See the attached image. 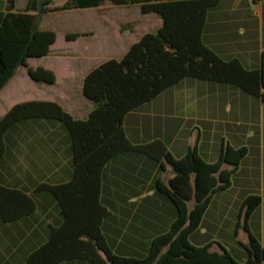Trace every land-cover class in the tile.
Listing matches in <instances>:
<instances>
[{"label": "trees", "instance_id": "1", "mask_svg": "<svg viewBox=\"0 0 264 264\" xmlns=\"http://www.w3.org/2000/svg\"><path fill=\"white\" fill-rule=\"evenodd\" d=\"M105 0H27L23 10L15 0H6L0 12V90L20 66L27 67L31 79L53 83L52 70L28 67L30 57H43L56 40L52 29H42L44 15L77 8L98 7ZM112 5H137L143 14L161 19L155 32H146L128 46L120 59H106L88 70L82 95L93 103L84 118L73 117L61 104L51 100L15 103L0 115V157L5 153L4 135L25 119L60 121L71 144L72 176L63 183L41 182L35 192H50L57 201L62 221L50 226L45 242L33 249L25 264H61L82 260L90 264H263L264 246L247 226L251 212L261 197L244 198L237 227L248 232L244 246L247 258L235 259L228 250L211 251L210 243L195 245L190 235L199 227L212 196L227 189L231 176L247 154V148L224 145L214 162H207L196 144L181 157H174L165 143L154 139L134 143L126 135L124 117L150 102L167 88L186 78L234 85L264 102V62L246 68L237 57L224 59L202 40L207 12L219 0H107ZM66 34L67 39L78 37ZM142 153L169 164L173 176L167 183L156 180V189L176 208L168 230L150 241L143 256H122L110 249L102 231L111 214L101 201L105 165L119 154ZM227 164L229 168H223ZM163 165L161 164V169ZM193 201L189 207L188 202ZM36 203L21 189L0 183V218L4 223L34 213Z\"/></svg>", "mask_w": 264, "mask_h": 264}, {"label": "crops", "instance_id": "2", "mask_svg": "<svg viewBox=\"0 0 264 264\" xmlns=\"http://www.w3.org/2000/svg\"><path fill=\"white\" fill-rule=\"evenodd\" d=\"M15 1L17 10L25 8L27 0ZM5 5L6 0H0V12ZM100 6L71 10L75 11L73 13L94 11L102 25V40L112 47L120 46L140 30L142 33L133 37L132 44L142 34L157 30L161 25L157 15L143 14L137 5H114V9L103 13L104 18L98 16ZM88 32L84 36L88 45L83 49L98 38L93 30ZM81 37L70 42H77ZM202 40L224 59L237 57L246 68H259L264 62V0H219L207 12ZM55 42L47 55L27 59L28 67L52 70L55 81H35L28 73L26 78L59 88L49 97H25L21 93L7 110L26 100H51L81 119L92 109L93 103L82 95L83 79L88 69L80 75L66 69L59 78L47 64H29L31 58L46 61ZM26 78H19L16 71L0 90V96L19 90ZM74 87L80 96L73 92ZM123 126L132 142L160 139L177 158L195 144L207 162L217 160L226 144L233 148L245 146L247 154L231 176L230 186L212 196L195 230L199 229L200 235L195 245L210 243V250L218 252L222 245L235 259L244 261L248 232L237 227V222L244 198L257 194L261 202L249 215L247 226L264 246V102L231 84L183 79L127 113ZM4 143L5 153L0 157V183L26 192L35 201L36 210L9 223L0 218V264H25L28 254L47 239L50 226L62 221L59 207L49 196L35 192L34 188L43 182L36 176L54 175L60 181L52 184L70 180L73 169L70 138L67 130L55 120L34 118L21 120L8 129ZM229 167L223 165V168ZM165 171L167 163L136 152L119 154L105 165L101 201L111 214L103 221L102 231L115 253L135 257L145 255L152 238L166 232L175 219V206L156 189V180H161V172ZM172 176L173 172L167 181ZM231 232L233 239H230ZM61 264L90 263L73 260Z\"/></svg>", "mask_w": 264, "mask_h": 264}, {"label": "rangeland", "instance_id": "3", "mask_svg": "<svg viewBox=\"0 0 264 264\" xmlns=\"http://www.w3.org/2000/svg\"><path fill=\"white\" fill-rule=\"evenodd\" d=\"M24 1V0H22ZM66 0H54L55 5L63 4ZM115 6L112 5L109 1L105 0L101 6L99 7V14L98 16L100 18H104L105 12H108L109 9H114ZM74 10H66V11H57V12H51L45 16V19L43 21L42 27L44 29H52L56 33V42L54 46L52 47V50L47 57V60H37V59H29V64H36V63H44L47 64L49 68H52L55 73L60 78L66 69L73 70L77 74H83L87 69H91L101 63L102 61L106 59H120L124 53V51L127 49L131 41L133 40L134 36H137L139 33H142L140 30L135 32L133 35L125 39L120 46H110L107 45L106 41L102 40V25L100 22V19L98 17L94 16V11L90 12H80V13H73ZM133 17V16H130ZM128 25V24H127ZM132 27V25L130 24ZM122 27V25H121ZM129 29V28H128ZM89 30H93L95 35L98 36L97 39L90 41L89 46L86 50L83 49L86 45V39L85 35H87ZM122 30L124 32L125 28L122 27ZM156 29H151L150 32H155ZM122 32V31H121ZM70 33H77L79 36H82L81 39L77 42H70L72 39H67L66 34ZM137 33V34H136ZM112 35H116L115 32L111 33ZM77 38V37H76ZM73 38V39H76ZM84 46V47H83ZM92 57V58H91ZM27 75V67L20 66L17 69V76L19 78L25 79ZM30 80V79H29ZM186 80H194V81H203L193 78H186ZM57 88L59 87H51L45 83H37L33 81H28V78L23 82L22 86L19 90L7 93L6 96H0V115H3L7 108L9 107V104L14 101V99H17L18 95L21 93L26 97L27 95H32L36 98L44 97L45 95L53 96L54 94L52 92H56ZM73 92L77 93V95L80 96L79 90L75 87L73 88ZM84 98V97H83ZM86 100V99H85ZM68 112L73 117H78L76 114L70 110ZM59 124H61L63 127L64 125L60 122L55 120ZM65 128V127H64ZM142 154V153H138ZM173 172L171 166L167 164V171L161 172V180L166 183L167 177ZM39 179H43V182L47 183H55L56 181H60L58 178H56L54 175H42V176H36ZM42 177V178H41ZM41 194H44L43 196H49L51 200L58 206L57 201L53 197V195L50 192H40ZM45 202L47 204L48 200L45 199ZM189 207L193 205V201L188 202ZM241 232V231H239ZM200 238L199 235V229L195 231L190 236V241L193 244L198 243ZM233 232L230 234V239H233ZM264 264V261H263Z\"/></svg>", "mask_w": 264, "mask_h": 264}]
</instances>
